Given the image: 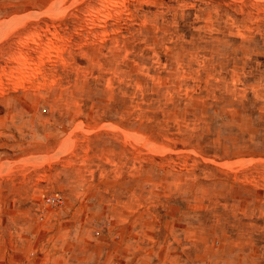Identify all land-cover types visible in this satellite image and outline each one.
Listing matches in <instances>:
<instances>
[{
    "label": "rangeland",
    "instance_id": "1",
    "mask_svg": "<svg viewBox=\"0 0 264 264\" xmlns=\"http://www.w3.org/2000/svg\"><path fill=\"white\" fill-rule=\"evenodd\" d=\"M0 264H264V0H0Z\"/></svg>",
    "mask_w": 264,
    "mask_h": 264
}]
</instances>
